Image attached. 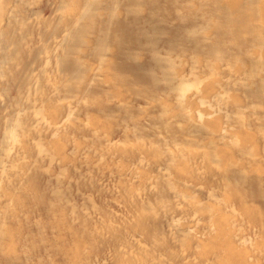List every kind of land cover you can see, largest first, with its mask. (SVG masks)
<instances>
[{
	"label": "bare ground",
	"instance_id": "1",
	"mask_svg": "<svg viewBox=\"0 0 264 264\" xmlns=\"http://www.w3.org/2000/svg\"><path fill=\"white\" fill-rule=\"evenodd\" d=\"M0 264H264V0H0Z\"/></svg>",
	"mask_w": 264,
	"mask_h": 264
}]
</instances>
